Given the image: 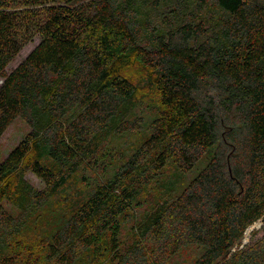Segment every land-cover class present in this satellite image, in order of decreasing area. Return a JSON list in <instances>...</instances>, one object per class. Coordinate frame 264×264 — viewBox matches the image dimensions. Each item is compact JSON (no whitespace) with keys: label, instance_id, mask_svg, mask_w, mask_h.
Here are the masks:
<instances>
[{"label":"trees","instance_id":"1","mask_svg":"<svg viewBox=\"0 0 264 264\" xmlns=\"http://www.w3.org/2000/svg\"><path fill=\"white\" fill-rule=\"evenodd\" d=\"M0 78V264H264V0H0Z\"/></svg>","mask_w":264,"mask_h":264},{"label":"rangeland","instance_id":"2","mask_svg":"<svg viewBox=\"0 0 264 264\" xmlns=\"http://www.w3.org/2000/svg\"><path fill=\"white\" fill-rule=\"evenodd\" d=\"M39 42V36L36 35L34 39L29 42L26 46H24L21 51L16 56L15 60L12 61L7 66V71H10L14 68ZM2 78H0L1 83ZM152 97V96H151ZM150 97V98H151ZM146 104H151L148 100H145ZM149 120H144L143 123H146ZM29 130L28 126L18 117L16 118L13 123L6 129V131L0 137V161L8 154V152L17 144V142L27 133ZM147 133V132H146ZM206 156L199 160L196 165L189 171L186 172H179L174 168H170L166 175L165 180L169 182L170 185L173 187V194H178L181 192L182 188L196 175L198 170L203 167ZM84 174L88 177L89 182L95 183L96 180L102 179V175H99L100 172L97 169L96 171L88 170L85 171ZM27 180L32 183L37 188L43 187V182L32 172H28L26 174ZM80 188H84V186H80ZM72 190V189H71ZM85 191V189H84ZM154 195L153 193H151ZM148 196L147 198L143 199L144 204L137 208L136 212L134 213L136 217L141 216L145 211H147L153 204H154V197ZM9 207V206H8ZM262 224V220L257 221L254 225H252L248 230L245 237V241L248 239V233L253 228L259 227ZM129 234L128 226H126L123 230L122 237L127 238ZM27 236L29 238H27ZM24 238L33 239L34 236L26 234ZM198 256V253L193 245H187L176 253L167 264H189L192 260H194ZM74 264H89L88 259L79 258L77 259Z\"/></svg>","mask_w":264,"mask_h":264}]
</instances>
